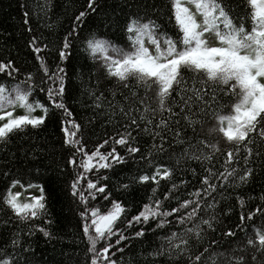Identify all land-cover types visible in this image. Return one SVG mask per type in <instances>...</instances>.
Returning a JSON list of instances; mask_svg holds the SVG:
<instances>
[{"label": "snow or ice", "instance_id": "obj_1", "mask_svg": "<svg viewBox=\"0 0 264 264\" xmlns=\"http://www.w3.org/2000/svg\"><path fill=\"white\" fill-rule=\"evenodd\" d=\"M246 2L251 11L241 18L237 26L230 15L229 0H169L170 20L174 21L176 35L159 32L151 20L141 23L132 18L126 26L130 45L128 49L96 33L90 34L83 41L84 49L94 60L100 61L106 75L115 78L125 89L129 88L128 81L132 79L135 87L144 89L145 93L140 96L138 91H129L128 95L121 93L122 99L117 100L113 92L111 98L106 100L103 93L96 95V89L85 87L84 91L92 99L91 107L97 113H107L108 123L118 124L119 121L114 120L117 115L128 121L122 125V132L102 140L90 152L82 142L81 125L69 118L72 113L64 100L68 78L63 62L69 57L71 36L78 31L79 24L89 12L95 14L96 0H87V10L75 16L69 34L64 36L58 47L59 63L54 70L40 55L47 45L39 46L38 38L32 34L29 13L25 11L22 14L25 30L30 34L27 47L36 54L35 59L44 74L40 91L46 96L47 102L30 100L37 87L32 73H26L22 80L16 81L19 69L15 62L11 59L0 60V74L6 73L8 78L15 81L11 85L0 83V143H8L11 135L29 126L39 129L47 123L49 116L58 121L62 146L72 149L61 170H74L68 190L83 206L79 216L83 221V237L87 241L85 264H123L122 260L114 258L110 249L115 248L116 252L123 253V241L145 235V227H140L131 236L115 228V224L127 216V209L119 200H112L107 210L89 206L90 200L95 201L107 189L105 184L99 182L100 178H89L91 171L95 169L98 174L100 170L123 165L126 157L135 159V154L139 153V148L133 146L136 139L131 134L133 128L145 133L151 131L154 140L158 137L160 145L153 144V148L160 152L164 151L166 139L161 133L166 131L175 137V143L185 145L181 159L199 160L210 165L205 169V174L199 176L200 186L187 192V198L175 194L180 186L187 188V181L172 184L163 193V199L156 198L154 187L148 202L143 203L136 214L127 219L129 228L153 224L154 229L148 231L170 229L173 224L177 226V230L158 237L159 248L147 253L146 257L167 256L173 260L184 257L187 264H264V232L258 229L255 230V238H248L240 247L211 251L218 244V241L213 240L201 250L205 235L209 230H214L216 221L214 209L217 201L213 193L217 188L247 184L256 171L251 166L253 157L257 160L264 157V152L260 151L264 146V0ZM50 7L51 0H45V4L38 9V18H42ZM249 19L250 29L246 27ZM210 33H214L216 45L208 43L206 35ZM185 70L201 79L189 81L184 76ZM220 95L236 98L227 114L222 112V106L216 107ZM153 102L155 108L152 107ZM17 107L23 109L22 114L15 113ZM37 110L39 114H35ZM204 117H211L215 122L209 133L236 146L235 149L229 147L223 153L222 171H213L211 166L214 154L219 152L217 144L196 138L198 133L195 126L203 124ZM181 120L186 127L192 128L191 137L181 139L186 136L180 128ZM141 124L143 129L140 128ZM193 139L196 141L194 144ZM110 140L114 145L126 147L125 155H121L115 146L107 152L102 151ZM241 152L244 153L242 157ZM151 156L149 150L147 156L140 157L141 161L147 160L152 169L151 175L141 172L132 178L134 183L151 182L156 185L173 175L174 169L154 162ZM192 171L195 175V170ZM17 186L21 191H13ZM119 187L126 190L129 185L121 184ZM32 189H38L39 195H33ZM23 192L28 195L22 201ZM109 198L104 196L105 201ZM169 201H175V206L171 203L165 206ZM237 201L243 203V198L238 196ZM0 202L21 221L41 218L47 213L43 187L32 182L22 183L20 179L11 180ZM209 209L213 211L209 213ZM256 211L261 210L249 212V219ZM4 223L7 224V221ZM49 223L44 220V225ZM35 230L45 238H52L48 229L40 225H33L29 235ZM19 235V232L12 233V252H0V264H31L28 247L23 248L22 252L16 250L20 242L15 237ZM223 235L234 234L229 230ZM193 241L197 244L195 248L192 247ZM101 242L102 247L99 246ZM249 248L251 251H248Z\"/></svg>", "mask_w": 264, "mask_h": 264}, {"label": "trees", "instance_id": "obj_2", "mask_svg": "<svg viewBox=\"0 0 264 264\" xmlns=\"http://www.w3.org/2000/svg\"><path fill=\"white\" fill-rule=\"evenodd\" d=\"M44 4L45 0H0V60L11 59L15 62L19 69L16 81L22 80L26 73L33 74L37 87L30 96V100H40L41 102H47L46 96L40 91V82L44 78V74L40 70L39 62L35 59L36 54L27 47L30 34L25 30L22 14L25 11L29 13L32 34L38 38L39 46L47 45L40 55L49 68L54 70L59 63L58 47L64 36L69 34L75 16L80 11L87 10V0H51V7L42 15V18H38V9ZM96 4L95 14L89 12L79 24L78 31L71 36L69 57L63 62L68 78L64 100L72 113L69 118L81 125L80 136L89 152L102 140L122 132V125L128 121L117 115L114 120L119 121L118 124L108 123L107 113H97L91 107L92 99L84 91L85 87L96 89V95L103 93L106 100L111 98L113 92L116 93L117 100L122 99L121 93L128 95L129 91H138L140 96L145 93L144 89L135 87V81L132 79L128 81L129 88L125 89L115 78L108 77L100 61L94 60L85 51L83 41L90 34L96 33L113 44L128 49L130 45L126 26L129 19L132 18L141 23L151 20L158 27L159 32L167 33L169 36L176 35L174 21L170 20L169 0H96ZM229 7L230 15L237 26L241 23V18L251 11L246 0H229ZM48 25H52V27L49 28ZM246 27L250 29V19L246 23ZM206 39L210 45L217 43L214 33L207 34ZM184 76L189 81L193 78L197 81L201 79L200 76L187 70H185ZM14 82L7 77L6 73L0 74V83L11 85ZM172 95L174 97L175 93L173 92ZM151 98L152 94L150 93L149 99L151 100ZM235 99L232 96L220 95L216 107L222 106V112L227 114ZM152 107H156L154 102ZM175 111L179 110L175 109ZM15 113L22 114L23 109L17 107ZM35 114H39V111L37 110ZM164 115L167 116V113ZM214 123L211 117H204V123L195 126L198 133L196 138L217 144L219 152L214 154L211 166L213 171H222L223 153L229 147L235 149L236 146L225 143L214 133H209V129ZM171 126L175 127V119ZM140 128L143 129V124L140 125ZM180 128L186 133V136L181 139L192 136V128L186 127L183 120H181ZM131 134L136 138L133 141V146L139 148V153L135 154V159L126 157L123 165L100 170L98 174L95 169L91 171L89 178L94 180L100 178L99 182L105 184L107 189L104 195H99L95 201L90 200L89 206L107 210L112 200H119L127 209V216L117 222L115 228L121 229L126 236H131L140 227H145L144 236L121 243V247L125 248L123 253L116 252L115 248L110 249L117 261L122 260L123 264H187L184 257L177 260L167 256L146 257L147 253L159 248L158 237L177 230L175 224L170 229L148 231V229H154L153 224L133 225L129 228L126 221L136 214L143 203L148 202L154 187L156 188V198L163 199V193L167 192L172 184H178L179 181L184 180L187 181V188L180 186L175 194L187 198V192L200 186L199 176L205 174V169L210 165L208 162L199 160L181 159L185 145L175 143V137L166 131L161 133L166 137L162 152L153 148V144L160 145V139L157 137L154 140L151 131L145 133L133 128ZM195 142L193 139L192 143ZM113 146L121 155H125L126 147L114 145L111 140L102 151L107 152ZM255 147L253 145L254 149ZM41 149L43 151H40ZM149 150L152 152L151 159L154 162L174 169L173 175L170 179L161 180L156 185L151 182L134 183L132 178L141 172L151 175L152 169L147 160H140L141 156H147ZM71 151L70 147L62 146V133L59 131L58 121L51 116L47 123L39 129H32L29 126L25 130L11 135L8 143H0V201H2L3 194L7 191L11 180L20 179L22 183L40 184L44 189L47 206V213L41 218L21 221L0 202V252H12L10 246L13 239L12 233L19 232L20 235L15 237L20 242L16 250L22 252L23 248L28 247V259L31 264H85L87 241L83 237V221L79 216L83 206L68 190L74 170L71 168L66 171L61 170ZM260 151L264 152V146L260 148ZM33 153L35 154L33 155ZM243 155L244 153L241 152V157ZM240 164L243 165L242 159ZM251 166L256 171L247 184L217 188V191L213 193L217 201L214 209L216 221L213 226L214 230H209L205 235L201 243V250L204 246L210 245L213 240L218 241V244L211 251L234 249L244 245L248 238L254 239L255 230L264 232V157L259 160L253 157ZM121 184H128L129 187L123 190L119 187ZM13 191H21V189L17 186ZM30 191L33 195H39L38 189ZM27 195V192H23L20 199L23 201ZM104 196H110V198L105 201ZM238 196L243 198V203H238ZM168 203L175 206V201L166 202L165 206ZM254 209L261 211L254 212L253 217L249 219L248 213L253 212ZM208 211L211 213L213 210L209 209ZM44 220H48L50 223L44 225ZM4 221H7V224ZM33 225L46 227L52 238H45L38 230L32 231L29 235V229ZM229 230L234 235H223ZM99 246L102 247L103 242ZM192 247H197L195 241H193ZM248 251L251 249L249 248Z\"/></svg>", "mask_w": 264, "mask_h": 264}]
</instances>
